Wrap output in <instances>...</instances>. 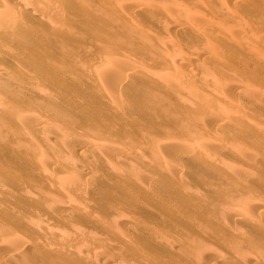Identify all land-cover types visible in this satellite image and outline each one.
Returning <instances> with one entry per match:
<instances>
[{"label": "rangeland", "instance_id": "obj_1", "mask_svg": "<svg viewBox=\"0 0 264 264\" xmlns=\"http://www.w3.org/2000/svg\"><path fill=\"white\" fill-rule=\"evenodd\" d=\"M0 1V79L7 94L0 90L6 104L0 106V264H116L118 258L135 264L151 256L161 264H210L211 258L223 264L220 241L236 226L225 223L223 212L236 199L226 201L222 180L254 185L241 200L246 209L264 204V0L227 1L258 44L248 51L247 39L238 38L226 52L233 68L205 86L195 68L207 74L219 68L176 25L165 1ZM173 64L182 66L179 75ZM188 72L193 88L231 104L217 114L200 109L210 102L199 105L192 89L184 93L172 84ZM224 112L238 121L225 120ZM117 150L120 156L109 155ZM203 153L210 157L201 159ZM82 173L83 180L72 179ZM202 173L212 175L209 182L200 180ZM79 247L110 250L104 260L87 259L74 251Z\"/></svg>", "mask_w": 264, "mask_h": 264}, {"label": "bare ground", "instance_id": "obj_2", "mask_svg": "<svg viewBox=\"0 0 264 264\" xmlns=\"http://www.w3.org/2000/svg\"><path fill=\"white\" fill-rule=\"evenodd\" d=\"M9 1V0H8ZM45 1V0H44ZM47 1V0H46ZM165 1V6L167 8H171L173 10V12L175 13L176 15V19H175V23L176 25L185 33L189 34L191 37L195 38L196 39V42H201L202 43V46H203V55L205 57V59L213 64V65H216L219 69H217L216 72H214V74H207L203 71V69H196L195 68V72H196V78H198V80H200L201 82L204 83V86L208 84V82H213L217 77L220 76V73H222V70L224 71V69H229L230 68H233L231 64H229L227 62V55H226V52L229 51L231 49V47L234 46L236 40L238 38H241V37H245L247 39V43L249 44V48L247 49L248 51H252L254 50V47L258 44L257 40L254 38V33H253V29L248 25L246 24L245 22H243L236 14H235V9L234 11L232 9H229L227 4H228V0H187V3H183L181 0H162V2ZM2 2V1H0ZM7 1H4V4L6 3ZM22 2H24L23 0H11V3L14 4H21ZM158 2V1H157ZM9 3V4H11ZM157 6L159 5L158 3H156ZM7 5V4H6ZM10 6V5H9ZM12 6V5H11ZM35 6V5H34ZM2 7H6V6H2ZM8 7V5H7ZM6 7V8H7ZM159 7V6H158ZM161 7V6H160ZM163 8V7H161ZM165 8V7H164ZM124 8H122L123 10ZM1 10V13H2V10L3 9H0ZM121 10V9H119ZM121 10V11H122ZM165 11V10H164ZM123 14L125 12H127V10L122 11ZM245 12V11H244ZM126 14V13H125ZM124 14V15H125ZM1 16V14H0ZM173 18V17H172ZM0 20H3L0 19ZM14 21V20H13ZM18 22V21H17ZM7 23V26H10V30L15 28V27H11L12 23L10 24V22H6ZM16 23V22H15ZM9 24V25H8ZM6 25V24H5ZM6 26V27H7ZM9 31V29H8ZM14 31V29H13ZM17 31V30H16ZM165 41V40H164ZM167 41V39H166ZM171 42V40L168 39V42ZM169 42V43H170ZM202 48V47H201ZM188 49V48H187ZM190 50V49H189ZM171 51V50H170ZM200 51V50H199ZM180 54V52H179ZM178 54V55H179ZM168 55V54H167ZM181 55V54H180ZM179 57V56H178ZM172 63V62H171ZM170 63V64H171ZM173 68H172V73L173 74H176V75H179V73L181 72V68L182 66L180 64H173ZM172 66V65H171ZM201 66V65H200ZM194 67H197L196 64H194L193 62V68ZM202 67V66H201ZM108 68V67H107ZM115 72V71H114ZM192 72V71H191ZM1 73V71H0ZM190 72L188 73H185V74H181L180 77L182 79V77H187L186 79L187 80H184L183 83H179L178 81L175 82L176 80H174V82L172 81V84L175 86V87H178L181 92H190L192 89V92L195 97H197L199 99V105H202V104H206L207 102L209 103L210 102V105L209 106H205V107H201L200 106V109H208L210 110L211 112H215L216 114L217 113H221L224 111V109L226 107H228V105L231 104L232 100L229 99L227 100V102H225L224 100H222L221 102L219 101H214V97L210 94V93H207L206 91H204L203 89H197L196 87L193 88V83L190 81L192 78L191 76L189 75ZM107 74V73H105ZM112 74V73H111ZM109 74V75H111ZM193 74V73H192ZM32 75V73H31ZM33 76V75H32ZM105 76V75H104ZM103 76V77H104ZM113 75H111L112 77ZM26 78V77H25ZM188 78H190L188 80ZM2 79V77H1ZM0 79V90L1 89H4L5 88V82L3 80ZM106 79V78H105ZM111 79V78H110ZM184 79V78H183ZM25 80V79H24ZM194 80V79H193ZM213 80V81H212ZM110 81V80H109ZM187 82V83H184V82ZM190 81V82H189ZM210 82V83H211ZM233 82V81H232ZM24 83V82H22ZM106 83V82H105ZM28 84V83H27ZM30 85V84H29ZM26 86V85H24ZM208 87V86H207ZM234 88V91L236 93L242 91V88H241V85L239 83H235V85L233 86ZM209 88V87H208ZM29 89V88H28ZM206 89V88H205ZM5 89L2 90L1 93H4ZM8 91V90H7ZM209 92H212L210 90H207ZM214 92V91H213ZM19 93V92H17ZM173 93V92H172ZM240 93H243V92H240ZM245 93V92H244ZM45 94V93H44ZM43 94V95H44ZM120 94V93H119ZM180 93H178L177 95H179ZM189 94V93H188ZM187 94V96H188ZM215 94V93H214ZM4 95L7 96V94L4 93ZM18 95V94H17ZM23 94H21L22 96ZM190 95V94H189ZM10 96V94H9ZM42 96V95H41ZM47 96V95H46ZM191 97L193 98V96L191 95ZM227 97V96H225ZM13 98V96H12ZM216 98V97H215ZM220 98V96H219ZM218 98V99H219ZM221 98H223L221 96ZM231 98V97H230ZM183 99V98H182ZM197 99V101H198ZM217 99V98H216ZM225 99V98H224ZM14 101V99H12ZM23 100V99H22ZM39 100V99H37ZM187 100V99H186ZM20 101V100H18ZM22 102V101H20ZM44 102V101H43ZM225 102V103H223ZM46 103V102H45ZM192 103V102H191ZM2 104V102H1ZM0 104V106H1ZM135 104V103H134ZM143 104V103H142ZM4 105H6L4 103ZM4 105L2 104V106L4 107ZM17 105V103H16ZM22 105V104H21ZM133 105V104H132ZM8 106V105H7ZM136 107H140L138 105H135ZM135 107V108H136ZM5 108V107H4ZM7 108V107H6ZM134 108V107H133ZM2 110V109H1ZM137 110V109H136ZM138 113L140 112V110L138 109L137 110ZM3 115V114H2ZM37 116H39L37 113H36ZM224 115H225V120H234V121H238V119H236V115L234 114H231L230 112H224ZM215 116V115H214ZM16 123V122H15ZM17 125V123H16ZM210 124H208L206 127L207 129L211 128V126H209ZM8 126V125H6ZM31 126V125H29ZM40 125H36L35 128H33V132H32V128L30 129L31 131L29 133H33V134H36L37 131H42L41 127H39ZM45 127V125H43ZM50 126V125H49ZM21 127H22V124H21ZM20 127V128H21ZM25 127V126H24ZM47 127V126H46ZM205 127V128H206ZM19 127H17L16 130L20 129ZM26 128V127H25ZM28 128V127H27ZM39 128V129H38ZM45 129V128H43ZM25 130V129H24ZM22 128L20 130H18L17 132L20 133L22 135ZM27 130V129H26ZM55 130V129H54ZM28 133V132H26ZM31 133V135H32ZM59 133V132H58ZM45 134V133H44ZM20 135V136H21ZM29 136H31L30 134H28ZM37 135V134H36ZM35 135V136H36ZM61 135V134H60ZM28 136V137H29ZM35 136H32V137H35ZM22 137V136H21ZM41 137V135H40ZM59 138H62V137H58ZM25 139V138H24ZM81 139V138H80ZM28 140V138L26 139ZM33 143V142H32ZM46 144V143H45ZM82 144V143H81ZM225 145V144H223ZM78 146V145H77ZM83 146V145H82ZM80 146L79 149L82 147ZM63 149V148H62ZM79 149L77 151H79ZM111 149V148H110ZM223 149L220 148V150ZM58 150V149H57ZM109 150V149H108ZM114 150V149H113ZM40 151V150H39ZM53 151V150H52ZM116 151V150H115ZM59 152V151H58ZM104 152V151H103ZM111 154L109 155H112V157H116L117 154L119 153L118 150H117V153L116 152H112V151H109ZM108 152V153H109ZM75 153V152H74ZM81 153V152H80ZM129 153V152H128ZM65 154H67L65 152ZM79 154V153H78ZM101 154H103L101 152ZM74 155V154H73ZM80 155V154H79ZM120 156V153L118 154ZM129 154H127V156L125 155V158L128 159L129 157L133 158L131 155L128 157ZM179 155V154H178ZM70 155L68 154L67 157H69ZM75 156V155H74ZM103 157L107 158L108 157V154H104ZM180 157V156H179ZM179 157H176V159L174 158V160H178ZM201 159H205L207 160L209 157H210V154L209 153H203L201 154V156H199ZM66 159V158H65ZM71 160V157L68 158ZM122 159V158H121ZM125 159V160H126ZM244 162L246 161V159L248 160V157L244 156ZM45 160V159H44ZM77 160V159H76ZM75 160V167L76 168H80L81 167L79 166L80 163H77V161ZM108 160V159H107ZM105 160V161H107ZM124 160V161H125ZM43 161V160H42ZM48 161V160H47ZM66 161V160H65ZM64 161V162H65ZM73 161V159L71 160ZM38 162V161H37ZM54 162V161H52ZM74 162V161H73ZM79 162V161H78ZM127 162H130L129 160H127ZM107 163V162H106ZM126 163V161H125ZM49 164V163H48ZM50 165V164H49ZM52 165V164H51ZM172 165V164H171ZM211 165H213L211 163ZM222 166H224V164H222ZM169 167V166H168ZM83 168V167H82ZM223 168V167H222ZM264 168V167H263ZM111 169V168H110ZM169 169L171 170V167H169ZM224 171L228 172L231 170L229 168L228 165H225V167L223 168ZM44 170V169H43ZM169 170V171H170ZM174 169H172L173 171ZM45 171V170H44ZM175 171V170H174ZM69 172V171H68ZM80 172V171H79ZM78 174H81L79 173ZM231 172V171H230ZM234 172V171H233ZM248 172V170H247ZM85 173V172H84ZM82 173V175H80V177H76L78 174L76 175H72V179H84L86 177V175ZM90 173V172H89ZM205 173V172H204ZM209 173V172H208ZM207 173V174H208ZM235 173V172H234ZM234 173H231L232 175ZM249 173V172H248ZM93 174V173H92ZM173 174V173H172ZM203 174V173H202ZM221 174V173H220ZM225 174V173H223ZM51 175V174H50ZM63 175V174H62ZM199 175V174H198ZM211 177L212 175L209 174ZM207 177V175L205 176L204 174L199 176L200 177V180L204 183L205 182H209V179H211L210 177ZM235 175V174H234ZM225 176V175H223ZM237 175L233 176L232 179L234 180H237L235 177ZM64 177V176H63ZM217 178H219V176H216ZM54 178V177H53ZM52 178V179H53ZM225 178V177H223ZM240 180L238 182H241L243 181V178L241 177H238ZM57 179V177H56ZM222 180V177L220 178ZM227 179V177H226ZM231 179V178H230ZM55 180V178H54ZM61 180V179H60ZM6 181V180H5ZM79 181V180H78ZM81 181V180H80ZM86 181V180H85ZM222 181H226V184H224L225 182H223L224 185L227 186V188L225 189V196H227L226 198V201L227 202H231L233 199H236L232 206H229L227 207L226 209H224V212L223 214L226 216V219H225V223L227 224H231L233 222L236 223V226H230V230L232 231L233 234L229 235L227 238L222 239L220 242H221V248L223 249V253L221 254H218L219 256L221 255L222 256V259L221 261L223 262V264H264V256L261 254V250L264 249V204H258V203H253L252 206H251V209L248 210L246 209V207L244 206L245 204H242L244 203L245 201H243L241 203V200L242 199H245V193L247 194L246 191L248 190H251V188L254 187V185L252 183H245L243 186L237 184L236 182H232V183H229L228 184V179L227 180H222ZM232 181V180H231ZM57 183H59V181L56 180ZM77 182V181H76ZM93 182V181H91ZM56 183V184H57ZM67 183V182H66ZM72 183H75V182H72ZM90 183V182H89ZM55 184V185H56ZM80 184V183H79ZM93 184V183H92ZM207 184V183H206ZM6 185V183H5ZM95 185V183H94ZM1 186H4V185H1ZM9 186V185H7ZM63 186V185H62ZM76 186V185H75ZM102 186V185H100ZM63 188V187H62ZM94 188V187H93ZM65 189V188H63ZM71 189V188H70ZM141 189V188H139ZM93 190V189H92ZM147 190V189H146ZM61 191V190H60ZM74 194L73 196L75 197L76 201L77 200H82V191L81 190H74ZM114 191V190H113ZM72 192V191H71ZM137 192V191H136ZM64 193V192H63ZM138 193V192H137ZM65 194V193H64ZM198 195V194H197ZM248 195V194H247ZM154 196V195H153ZM199 196V195H198ZM70 198V196H69ZM73 199V198H71ZM152 199V198H151ZM74 200V199H73ZM70 203H72V201ZM240 201V204L237 203L238 201ZM69 201V200H68ZM198 202V200H196ZM188 202V201H187ZM247 202V201H246ZM69 203V202H68ZM73 204V203H72ZM75 205V204H74ZM71 207V206H70ZM202 207V206H201ZM14 208V207H13ZM80 208V207H79ZM105 209H107L108 207H104ZM17 209V208H16ZM28 209V208H27ZM30 210V209H29ZM33 213V211H31ZM31 213V214H32ZM55 213V212H54ZM85 214V213H84ZM27 218V217H26ZM189 218V217H188ZM221 218H223V216H221ZM30 218H27V220H29ZM63 219V218H62ZM65 220V219H63ZM224 221V220H223ZM222 221V222H223ZM26 223H28L27 221H25ZM209 222V221H208ZM39 223V222H38ZM44 225V224H42ZM146 224H143L141 226H145ZM204 225V224H203ZM211 225V224H210ZM213 225V224H212ZM140 226V228H141ZM209 225H207L208 227ZM223 226V225H222ZM223 230H224V227H222ZM239 226L241 228H239ZM43 228H45V231H46V225L43 226ZM148 228V226L146 227ZM48 231L49 228H47ZM141 231L142 230H145V231H149V230H146L144 229L143 227L140 229ZM139 230V231H140ZM41 231V230H40ZM134 231V230H133ZM140 231V232H141ZM219 232V228L217 230ZM221 231V230H220ZM229 231V232H231ZM51 232L52 229H51ZM206 232V231H205ZM224 231H221V233H223ZM54 233V232H53ZM52 233V234H53ZM134 233V232H133ZM142 233V232H141ZM148 233V232H147ZM214 234V233H213ZM225 234V233H223ZM123 235V234H122ZM168 235V234H167ZM215 236V235H214ZM220 236V235H219ZM224 236V235H223ZM163 237V236H162ZM170 237H172L170 235ZM121 238V237H120ZM126 238V236H125ZM160 238V237H159ZM118 240V238H116ZM115 239V240H116ZM127 239V238H126ZM138 240L141 239V238H137ZM136 239V240H137ZM165 239V238H164ZM167 239V238H166ZM120 240V239H119ZM118 240V241H119ZM124 240V239H123ZM128 240V239H127ZM134 240V239H132ZM147 240V239H146ZM150 240V238H149ZM162 239H159L158 241H160ZM130 241V240H129ZM144 241V240H143ZM131 242V241H130ZM130 242L127 241V243L130 245ZM143 243V242H142ZM114 244V243H113ZM133 244V243H132ZM131 244V245H132ZM220 244V243H219ZM119 245V243H118ZM149 245V244H148ZM83 247V246H82ZM126 247L128 248V245H126ZM166 247V246H165ZM186 247V246H185ZM130 248H134V246L130 247ZM135 248H136V245H135ZM146 248V247H145ZM75 250L74 251H79L81 250L82 248L79 247V249H76L74 248ZM120 249V248H119ZM155 249V248H154ZM157 249V248H156ZM160 249V248H159ZM70 250V249H69ZM109 247L102 249L101 251H95V252H92L89 250V248H87V250H81V255L84 257V258H87L89 259L90 257H92L91 255H95V256H99L100 259L104 260L106 258V256L108 255V251H109ZM122 250V249H121ZM218 250V249H217ZM73 251V252H74ZM76 251V252H77ZM14 252V249L12 250H9V252L7 254H3V255H10ZM117 252V251H116ZM137 252V253H136ZM150 252H151V249H150ZM80 253V252H79ZM77 253V255L79 254ZM158 253V252H157ZM161 253V252H160ZM117 254V253H116ZM115 254V256H116ZM135 254H138V251H135ZM141 254V253H140ZM140 254H138V256H140ZM154 254V253H153ZM198 254V253H197ZM152 255V254H150ZM163 255V254H162ZM173 256V254H171ZM217 255V256H218ZM110 256V255H109ZM114 256V255H113ZM112 256V257H113ZM169 256V255H168ZM172 256H169V257H172ZM1 257V256H0ZM117 258L119 256H116ZM114 257V258H116ZM121 257V256H120ZM133 256H131L130 258L132 259V261H134L135 259L132 258ZM145 257V256H144ZM148 257V255H147ZM174 257V256H173ZM179 257L176 256V258ZM136 258V257H135ZM139 258V257H138ZM137 258V261H134L136 262L135 264H161L157 258H159L158 256L157 257H152L151 258H144V259H141L139 260ZM215 258V257H214ZM238 259L241 261L239 262ZM90 260V259H89ZM89 260H87L86 263L88 264H97L95 263L93 260L92 262H90ZM120 260L122 259H117L116 260V264H119L121 263ZM129 260V259H128ZM160 260H162V258H160ZM215 259H212L209 260L210 264H213L215 261ZM25 261V260H23ZM166 261V260H164ZM177 261V260H176ZM211 261L213 263H211ZM246 261V262H245ZM22 262V261H21ZM131 262V260H130ZM175 263V262H173ZM186 264V262H184ZM221 263V262H220ZM131 264V263H130ZM178 264V263H176ZM216 264V263H214ZM222 264V263H221Z\"/></svg>", "mask_w": 264, "mask_h": 264}]
</instances>
